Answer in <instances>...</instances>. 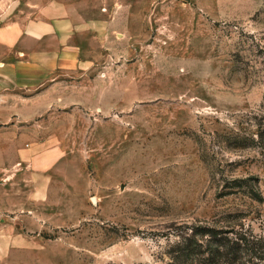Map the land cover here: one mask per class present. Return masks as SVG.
Segmentation results:
<instances>
[{"label": "rangeland", "instance_id": "1", "mask_svg": "<svg viewBox=\"0 0 264 264\" xmlns=\"http://www.w3.org/2000/svg\"><path fill=\"white\" fill-rule=\"evenodd\" d=\"M46 1L0 0V24ZM120 1L89 92L41 116L65 144L38 200L0 119V264H160L175 224L226 217L264 238V0Z\"/></svg>", "mask_w": 264, "mask_h": 264}, {"label": "crops", "instance_id": "2", "mask_svg": "<svg viewBox=\"0 0 264 264\" xmlns=\"http://www.w3.org/2000/svg\"><path fill=\"white\" fill-rule=\"evenodd\" d=\"M124 7L120 0H47L31 15L0 24V45L6 49L0 59V119L7 123L14 115L21 130L10 144L23 146L20 163L33 173L32 200L48 192L64 154V141L39 136L46 122L41 116L53 107L65 112L74 91L86 96L89 88L74 82L88 77L102 58V46L109 47L120 32L129 13Z\"/></svg>", "mask_w": 264, "mask_h": 264}, {"label": "trees", "instance_id": "3", "mask_svg": "<svg viewBox=\"0 0 264 264\" xmlns=\"http://www.w3.org/2000/svg\"><path fill=\"white\" fill-rule=\"evenodd\" d=\"M249 186L252 196L261 198L253 183ZM226 219L175 224L168 259L160 264H264V238L255 235L243 222Z\"/></svg>", "mask_w": 264, "mask_h": 264}]
</instances>
